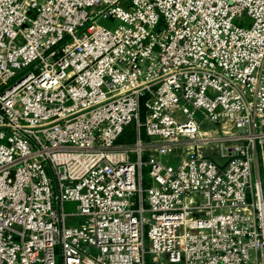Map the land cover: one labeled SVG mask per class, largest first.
Returning <instances> with one entry per match:
<instances>
[{
	"label": "built area",
	"instance_id": "obj_1",
	"mask_svg": "<svg viewBox=\"0 0 264 264\" xmlns=\"http://www.w3.org/2000/svg\"><path fill=\"white\" fill-rule=\"evenodd\" d=\"M150 259L264 264V0H0V264Z\"/></svg>",
	"mask_w": 264,
	"mask_h": 264
},
{
	"label": "rangeland",
	"instance_id": "obj_2",
	"mask_svg": "<svg viewBox=\"0 0 264 264\" xmlns=\"http://www.w3.org/2000/svg\"><path fill=\"white\" fill-rule=\"evenodd\" d=\"M211 130V137L212 138H216V137H220L221 136V132H220V130L218 129V127H215V128H212V129H210ZM210 142H214V141H210ZM184 146H186V145H184ZM190 147V146H189ZM183 147H177V149H175V150H172V152H171V154H170V157H179V156H183V152H185V150L184 149H182ZM189 149H191V148H189ZM162 160H164V159H162ZM150 263L149 264H155V263H153V261H151V259H150V261H149Z\"/></svg>",
	"mask_w": 264,
	"mask_h": 264
},
{
	"label": "trees",
	"instance_id": "obj_3",
	"mask_svg": "<svg viewBox=\"0 0 264 264\" xmlns=\"http://www.w3.org/2000/svg\"><path fill=\"white\" fill-rule=\"evenodd\" d=\"M131 135H132V131H131V127H129V128L125 131L122 140H127V141L130 140ZM149 263H150L149 261L146 262V264H149Z\"/></svg>",
	"mask_w": 264,
	"mask_h": 264
},
{
	"label": "bare ground",
	"instance_id": "obj_4",
	"mask_svg": "<svg viewBox=\"0 0 264 264\" xmlns=\"http://www.w3.org/2000/svg\"><path fill=\"white\" fill-rule=\"evenodd\" d=\"M203 135H204V133H200L198 139H203V137H204Z\"/></svg>",
	"mask_w": 264,
	"mask_h": 264
}]
</instances>
